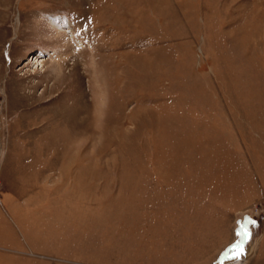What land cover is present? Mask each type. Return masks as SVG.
Returning a JSON list of instances; mask_svg holds the SVG:
<instances>
[{
    "label": "rangeland",
    "instance_id": "rangeland-1",
    "mask_svg": "<svg viewBox=\"0 0 264 264\" xmlns=\"http://www.w3.org/2000/svg\"><path fill=\"white\" fill-rule=\"evenodd\" d=\"M0 264H264V0H0Z\"/></svg>",
    "mask_w": 264,
    "mask_h": 264
},
{
    "label": "bare ground",
    "instance_id": "bare-ground-1",
    "mask_svg": "<svg viewBox=\"0 0 264 264\" xmlns=\"http://www.w3.org/2000/svg\"><path fill=\"white\" fill-rule=\"evenodd\" d=\"M34 61H35V60H34ZM32 62H33V58L30 59V63H32Z\"/></svg>",
    "mask_w": 264,
    "mask_h": 264
}]
</instances>
